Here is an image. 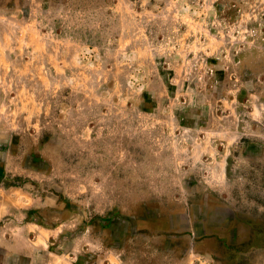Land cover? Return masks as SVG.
Here are the masks:
<instances>
[{
  "label": "rangeland",
  "instance_id": "374dc122",
  "mask_svg": "<svg viewBox=\"0 0 264 264\" xmlns=\"http://www.w3.org/2000/svg\"><path fill=\"white\" fill-rule=\"evenodd\" d=\"M0 264H264V0H0Z\"/></svg>",
  "mask_w": 264,
  "mask_h": 264
}]
</instances>
